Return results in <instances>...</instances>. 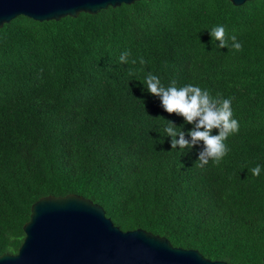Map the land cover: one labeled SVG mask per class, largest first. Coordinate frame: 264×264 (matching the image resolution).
Wrapping results in <instances>:
<instances>
[{
  "label": "trees",
  "instance_id": "obj_1",
  "mask_svg": "<svg viewBox=\"0 0 264 264\" xmlns=\"http://www.w3.org/2000/svg\"><path fill=\"white\" fill-rule=\"evenodd\" d=\"M218 25L241 51L216 48ZM148 73L231 99L239 131L218 165L196 166L202 143L172 150L164 128L183 117L147 92ZM70 193L122 230L262 264L264 0H140L60 20L21 15L0 28V255L19 251L37 200Z\"/></svg>",
  "mask_w": 264,
  "mask_h": 264
},
{
  "label": "water",
  "instance_id": "obj_2",
  "mask_svg": "<svg viewBox=\"0 0 264 264\" xmlns=\"http://www.w3.org/2000/svg\"><path fill=\"white\" fill-rule=\"evenodd\" d=\"M136 1L0 0V28L21 15L40 22L60 20ZM230 1L240 6L250 0ZM24 232L19 251L0 255V264H232L176 247L167 237L142 228L122 230L103 206L75 193L37 200Z\"/></svg>",
  "mask_w": 264,
  "mask_h": 264
},
{
  "label": "clouds",
  "instance_id": "obj_3",
  "mask_svg": "<svg viewBox=\"0 0 264 264\" xmlns=\"http://www.w3.org/2000/svg\"><path fill=\"white\" fill-rule=\"evenodd\" d=\"M210 35L213 43L219 41V44L215 45L216 48L227 47L237 52L242 50V44L237 37L228 35L223 25L212 27ZM129 55L128 51L122 52L119 62L129 63ZM131 63L135 64L136 61L132 60ZM140 63H145L143 58ZM128 75L134 76L135 73L130 69ZM142 83L147 92L159 97L161 106L167 113L183 117V124L177 126L174 121L167 120V126L164 128L165 134L171 137L172 150L179 146L180 152L183 153L185 149L191 150L202 143L196 166L203 168L210 160L218 165L229 151L224 141L239 131V123L233 118L231 99H224L220 94L213 97L207 90L191 83L178 88L173 81L165 87L160 78L152 73H148ZM184 124H191L192 127L185 131ZM213 129H217L218 134H213ZM250 172L253 176H259L261 166L256 165Z\"/></svg>",
  "mask_w": 264,
  "mask_h": 264
}]
</instances>
